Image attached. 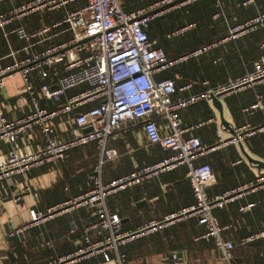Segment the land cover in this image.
<instances>
[{
  "label": "built area",
  "instance_id": "1",
  "mask_svg": "<svg viewBox=\"0 0 264 264\" xmlns=\"http://www.w3.org/2000/svg\"><path fill=\"white\" fill-rule=\"evenodd\" d=\"M196 1L158 0L127 11L124 0H0V32L10 47L9 54L0 58V64L4 59L11 60L6 67L0 65V92L9 78L18 75L24 81V98L17 106L22 116L9 119L8 107L0 98V183L27 178L35 169L64 159L74 148L94 144L99 151V162L90 176L93 186L88 192L46 210L30 211L29 221L17 225L8 234L9 238L23 242L31 228L87 208L92 219L85 227L83 245L47 264H79L97 256H102L105 264H128L126 254L121 251L123 246L191 219L205 229L195 241L212 239L222 263L234 264V241L228 235L237 225L221 224L214 212L264 189V174L248 184L210 196L208 188L216 182V176L210 164L199 161L219 149L243 144L263 133L264 122L258 127L250 123L234 127V135L227 139L218 130L217 142L207 144L189 133L212 120L185 128L181 113L211 100L212 95L223 98L264 84V55L246 75L198 93L187 94L194 88L192 82L178 86L174 78L160 79L159 76L201 57L215 46L205 45L169 58L157 46L158 41L150 37V25L155 19ZM35 15L39 16L35 28L19 24ZM194 27L190 24L179 28L168 34V38L181 37ZM258 27H264V14L230 28L229 36L221 42L236 40ZM11 38L22 46L15 49ZM262 99V95H257L250 109H262ZM50 102L53 107L49 106ZM160 118L169 122L170 133H161L157 124ZM129 123L140 124L149 145L161 148L165 157L106 183L104 163L116 157V152L107 148L108 142ZM66 133L67 138L63 137ZM180 167L188 170L194 203L162 219L125 230L120 215L111 211L108 198ZM24 189L31 193L33 185L28 182ZM256 205L249 203L240 211L250 212ZM263 239L264 231L253 232L242 244ZM166 264L186 263L174 255Z\"/></svg>",
  "mask_w": 264,
  "mask_h": 264
},
{
  "label": "crops",
  "instance_id": "2",
  "mask_svg": "<svg viewBox=\"0 0 264 264\" xmlns=\"http://www.w3.org/2000/svg\"><path fill=\"white\" fill-rule=\"evenodd\" d=\"M217 15L220 16V14ZM215 16L216 15L213 17L214 19L219 17L218 16L215 18ZM38 17V15H35L30 19L28 18L23 22H20L19 24H24L29 29L35 28L39 24ZM222 40L211 43L210 45L215 44V46H213L211 49L218 46H224L230 42L226 41L223 43L221 42ZM21 46L22 44L18 42V47ZM13 47L15 49L18 48L15 47L14 44ZM182 54L178 53L176 55ZM229 80L222 84L217 83L215 88L226 84ZM176 82L178 86H183L189 82L194 83V88L192 91L187 92V94L205 91L208 89L207 86H210V82L207 80L196 83L180 76L176 77ZM205 83L207 84L204 85ZM23 89L24 81L22 78L20 76H14L7 79L6 87L3 89L4 91L0 92L2 103L8 107L6 109V114L9 119L20 117L23 114V112L17 108V106L21 104L22 98H24L22 94ZM9 90H11L10 93H8ZM228 96L223 98L219 97V99L223 103L225 120L230 123L231 128L234 130V127H237V125L234 122L232 114L226 105V98H228ZM203 102H208L212 111V117L208 118L207 120H203V111L200 112L198 110H192L191 107L181 113L182 125L185 128H189L209 120H212V122L195 129L194 131L190 132L189 135L198 136L203 142L207 144H214L217 142L218 130H222V135L226 139L233 136L234 134L231 131L225 129L223 126L219 111L213 106L212 100ZM49 106L53 107V104L51 106L49 103ZM157 124L162 134L170 133V125L167 120L160 118L157 120ZM68 136L69 134L66 133L63 137L67 138ZM109 142L108 149L115 151L116 157L112 159H106V162L104 163L103 179L106 183L112 182L124 176L125 174L136 171L148 165L155 164L165 157V154L161 148L158 146L149 145L143 127L137 123L126 124L122 130L116 132L114 137H112ZM241 146L243 147L244 151L250 155V157L264 162V157H260L250 150L248 139L243 144L237 146L230 145L202 158L199 163L210 164L213 167L212 169L214 170L216 176V182L211 185L210 188H208V194L210 196H215L227 190L248 184L249 182L253 181L257 175L264 174V168H258L256 165L248 161L241 149ZM91 147H85L83 151L77 154H67L63 160L56 163H51L54 166L41 174H33L32 172L27 178L17 177L0 183V264H25L28 262L29 264H47L49 260H51L49 259L51 257V252L41 251L45 249L44 244L48 241V238H52V236L55 234V238H58L59 242L64 243L63 246L67 245L65 250L62 249L63 246H59L60 248L56 252L57 254L60 253L61 255H65L73 253L83 245V231L85 226H87L92 219L91 212L87 208H80L67 215L57 217L45 225L34 227L28 230L23 237L24 244L28 242L29 246L31 247V251L26 253L29 255L28 262L24 261L23 258H20V253L13 244L14 240L21 242L22 240L19 238H9L8 234L17 225L29 221L30 211L46 210L51 206L75 197L73 196L68 199L42 204L44 200L42 199L41 191L52 189L55 184L64 177L63 166L66 167L71 173V177L74 178V180H78V176L81 175V173L85 171L89 165L90 168H93V165L96 166L99 162V151L97 150L96 146H94L95 149ZM238 160L241 162L239 164H235ZM234 168L235 172L226 176V172ZM236 168L240 169L238 173ZM241 169H245L247 172ZM187 172L188 170L186 167H180L171 172L152 176L146 179L142 184L135 185L127 190L110 196L108 199L109 207L111 210H113V212H117L120 215L122 218L123 228L125 230H133L139 225L148 221L162 219L165 215L177 212L194 203V195L187 176ZM28 182L33 185V190L31 193L25 192L24 189ZM73 184L75 185L76 192H80V190L83 188L77 184L76 181H73ZM214 186H217V190H214ZM65 190H68V187H66ZM261 191H264V189H260L255 193L245 195L239 200H236L230 204L227 210L218 211L215 213H219V215H221V212H230L231 209H236L238 218L230 220V222H233L235 225H237V227L235 226L234 230V232L237 233L243 230L246 224L248 225L247 216L254 209H256L259 204L264 203V196L258 197V194ZM254 196L256 198L252 199ZM252 202H256L257 204L254 209L246 213L240 211L242 206ZM121 207L125 210L123 215H121L120 211L118 210ZM215 216H217V219H220L218 214ZM52 224H55L56 227L51 230V233H49L50 231L48 232V227ZM180 224H185V232L188 240L186 239L185 241H182L180 246L172 249L168 246V244H165L162 246V251H156L152 254L139 256L133 260L134 262L132 264H147L151 261L166 264L171 261L174 255L183 258L186 264H223L221 261V256L216 250L212 239L201 240L200 242L195 241L197 236L205 232V229L199 226L196 220L191 219ZM192 224H194L195 227L197 226V229L199 228L197 234L190 231ZM174 228L175 226L161 233L164 239L167 237L169 240L175 241L176 237L173 235ZM247 228H249L248 230H252V227L249 225ZM253 231H264V227H256V229ZM165 233L169 234L165 236ZM248 235L246 234L240 238L241 244L242 240ZM235 236H237V234H235ZM228 237L233 240V237L230 235ZM65 239H68L69 242H66ZM233 241L235 242V240ZM242 246V250H233L234 264H244L246 258L249 256V254L246 255L247 251L253 250L252 245L242 244ZM9 254L13 255L12 258L9 256ZM260 255L264 256L263 252H261ZM92 260L96 259L93 258L90 261ZM95 263L96 262H91V264ZM98 264H105L104 259L101 258ZM245 264H247V262H245ZM250 264L255 263L252 262Z\"/></svg>",
  "mask_w": 264,
  "mask_h": 264
},
{
  "label": "trees",
  "instance_id": "3",
  "mask_svg": "<svg viewBox=\"0 0 264 264\" xmlns=\"http://www.w3.org/2000/svg\"><path fill=\"white\" fill-rule=\"evenodd\" d=\"M156 1L158 0H124L123 7L127 11H132L146 7ZM248 1L250 0H198L180 8L179 10L172 11L155 19L150 25V37L158 41L157 46L161 47L169 58H176L180 56L176 55L178 53L185 54L202 46L226 39L230 34V28L243 25L253 20L258 15L264 14V0H253L250 4H248ZM217 14H220V16L217 19H214V15ZM190 24H194L195 27L186 32L185 35L178 38H168V34L171 32ZM11 40L12 44H14L15 47H18L16 39L11 38ZM263 43L264 27H258L236 40H231L224 46L213 48L201 57L192 59L185 64L175 67L167 74L159 76V78H174L176 80V77L180 76L196 83L207 80L210 82V86H207L208 89H213L217 83L222 84L229 79L233 80L251 72L255 62H257L264 54V49L262 48ZM8 54L9 46L3 37V34L0 32V58H5ZM10 62V59H4L0 65L6 67ZM257 95H262L263 97V108L259 110L250 109V107L256 102ZM226 105L229 108L237 127L246 123H250L254 127L262 125L264 121V84L246 89L244 92L238 94L233 93L229 95L228 98H226ZM247 108L249 110L245 111ZM193 109L200 112L203 111V120L212 117V111L208 102H200L192 106V110ZM248 145L253 153L260 157H264V132L249 138ZM94 146V144H91L74 148L68 151L66 155L71 153L77 154L83 151L85 147L95 149ZM52 166L54 165L46 164L41 168L35 169L33 174H41L49 170ZM94 168V165L93 168H90L89 165V167L78 176V180H74V178L71 177V173L63 166L64 177L58 181L52 189L41 191V196L44 200L42 204L68 199L89 191L93 186L90 176L92 175ZM239 170V168H236L237 173ZM241 170L247 172L245 169ZM233 172H235V168L226 172V176L231 175ZM73 181H76L77 184L83 187L80 192H76ZM66 187H68V190H65ZM213 188H215L214 190H217V186H214ZM260 196H264V191L259 192L258 197ZM255 198L256 197L254 196L252 199ZM227 208L224 210H227ZM118 210L121 215L125 212L122 207ZM218 211L223 210H215V212ZM217 214L221 219L218 218L221 224L238 218L236 209H231L230 212H221V215L215 213V215ZM247 219L248 225L252 227V230H248L249 228H247L248 225L246 224L243 230L237 233L234 231L229 233V235L233 237V240H235L234 250H242L241 247L243 246L240 242L242 236L254 232L253 230L256 229V227H264V203L259 204L258 207L247 216ZM174 226L173 235L176 237L175 241L169 240L167 237L164 239L161 233H158L123 246L121 251L126 254L128 264H132L134 262L133 260L139 256L162 251V246L165 244H168L171 249L180 246L182 241L187 239L185 224L178 223ZM55 227V224L50 225L48 227V232L50 231L49 233H51V230ZM196 227L192 224L190 231L197 234L199 228L197 229ZM167 234L169 233H165V236ZM235 234H237V236H235ZM84 235L85 229L83 231V236ZM55 236L56 234L53 235L52 238H48V241L44 244L45 249L41 251L51 252V257L49 259L60 256L61 254H57L56 252L60 248L59 246H63L64 244L59 242V239L55 238ZM65 241L69 242L68 239H65ZM13 244L20 253V258H23L24 261L28 262L29 255L26 253L31 251L28 242L24 244V242L14 240ZM248 245H252L253 251L252 254L246 258L245 262H247V264L252 262L255 264H264V256L260 255L261 252L264 254V239ZM66 246L67 245H64L62 249L65 250ZM101 258L103 257L97 256L94 257L96 260L90 261L93 259L91 258L88 259L89 261L84 260L79 264H91V262H96L95 264H98ZM25 264H29V262Z\"/></svg>",
  "mask_w": 264,
  "mask_h": 264
},
{
  "label": "water",
  "instance_id": "4",
  "mask_svg": "<svg viewBox=\"0 0 264 264\" xmlns=\"http://www.w3.org/2000/svg\"><path fill=\"white\" fill-rule=\"evenodd\" d=\"M211 100H212V104L213 106L219 111L220 117H221V121L223 126L225 127V129L231 131L234 134V130L231 128L230 123L228 121L225 120L224 117V109H223V103L222 101L219 99V96H211ZM50 105L52 106V102H50ZM241 149L245 155V157L248 159V161L254 165H256L258 168H264V162H261L259 160H255L252 157H250V155H248L243 147L241 146ZM9 256L12 258V254H9Z\"/></svg>",
  "mask_w": 264,
  "mask_h": 264
},
{
  "label": "rangeland",
  "instance_id": "5",
  "mask_svg": "<svg viewBox=\"0 0 264 264\" xmlns=\"http://www.w3.org/2000/svg\"><path fill=\"white\" fill-rule=\"evenodd\" d=\"M16 76L19 77L18 75H16ZM10 91H11V90H9L8 93H10ZM121 130H122V129H121ZM119 131H120V130H119ZM109 143H110V142H109ZM109 143H108V144H109ZM108 147H109V145L107 146V148H108ZM252 251H253V250H248L247 253H246V255H248V254L250 255Z\"/></svg>",
  "mask_w": 264,
  "mask_h": 264
}]
</instances>
